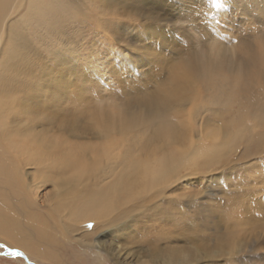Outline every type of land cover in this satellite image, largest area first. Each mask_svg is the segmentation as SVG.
I'll use <instances>...</instances> for the list:
<instances>
[{"label": "rangeland", "instance_id": "obj_1", "mask_svg": "<svg viewBox=\"0 0 264 264\" xmlns=\"http://www.w3.org/2000/svg\"><path fill=\"white\" fill-rule=\"evenodd\" d=\"M2 14L1 129L68 158L21 168L25 213L0 216V252L28 261L0 264H264V0H8ZM160 153L178 162L142 186ZM89 197L110 211L78 207Z\"/></svg>", "mask_w": 264, "mask_h": 264}, {"label": "bare ground", "instance_id": "obj_2", "mask_svg": "<svg viewBox=\"0 0 264 264\" xmlns=\"http://www.w3.org/2000/svg\"><path fill=\"white\" fill-rule=\"evenodd\" d=\"M8 2V0H0V23L2 22V19H3V14H2V10H3V6L6 4ZM221 56V55H220ZM222 57V56H221ZM211 65V64H210ZM209 65V66H210ZM205 66H207V64L205 65ZM196 68V67H195ZM208 69H210L209 67H207ZM198 70V69H197ZM200 70V69H199ZM197 72V71H196ZM200 74V73H199ZM207 78V77H206ZM191 79V78H190ZM189 80V79H188ZM192 81V80H191ZM191 81H189L190 83H191ZM219 81V80H218ZM193 83L194 82H196V81H192ZM212 82H214V81H212ZM225 82V81H224ZM195 84V83H194ZM238 84V83H237ZM193 86V85H192ZM196 98V97H195ZM194 99V98H193ZM192 100V99H191ZM193 101H195V100H193ZM164 106H166V104L164 105ZM190 115V114H189ZM164 120H167V119H165L164 118ZM167 123H168V120H167ZM1 123H0V208H1V211H0V216L1 215H4V217L6 216V209H8L9 207H14V209L15 210H18V211H21L22 213H25V206H24V204H21V205H14L15 203L14 202H12L11 201V199L12 198H14L15 197V195H17L18 193H19V184H20V176H19V172H20V170H21V168L23 167V169H24V166H26V165H30V164H33V163H38V162H43L44 160L45 161H47V162H49V163H55L56 161H58V163H60V164H65V162L67 161V158L68 157H62V155H63V153H64V151H62V149H61V151L63 152V153H61V151L59 152V149H56V150H52L50 147H46V149L44 148V145L43 144H32V140L30 139L27 143H25V144H21L20 143V141L17 139V138H13V137H11L5 130H3V129H1ZM161 126V125H160ZM160 126H159V131H160ZM162 127V126H161ZM156 128V127H155ZM166 128H168L166 131V133H167V135L169 136L168 137V139L170 138V139H172V137H171V134H170V130H169V127H166ZM158 130H157V132H158ZM178 131H180V130H178ZM176 132V133H179V132ZM243 131V130H242ZM156 132V133H157ZM161 132V131H160ZM237 132H239V131H237ZM159 133V132H158ZM173 133V132H172ZM225 133V132H224ZM180 135H181V133H179ZM177 136V134H174V136ZM215 135V134H214ZM3 137V138H2ZM174 138V137H173ZM175 138H178V137H175ZM174 138V139H175ZM169 139V140H170ZM190 139V138H189ZM168 140V141H169ZM176 140H178V139H176ZM175 140V141H176ZM171 141H173V140H171ZM177 142V141H176ZM172 143V142H171ZM182 144H178L179 145V148H180V146H181V149H182V147L184 148V146H182V145H184L183 143H185V142H181ZM190 143V142H189ZM226 143V142H225ZM173 144V143H172ZM227 144V143H226ZM174 145V144H173ZM188 145V144H187ZM198 145H200V144H198ZM198 145H196L197 147H198ZM158 146H160V144L158 145ZM165 146V145H164ZM169 146V145H168ZM175 146V145H174ZM173 146V147H174ZM226 146H228V145H226ZM167 147V146H166ZM176 147V146H175ZM178 147V146H177ZM185 147H186V145H185ZM191 147V146H190ZM229 147H230V145H229ZM172 148V147H171ZM203 148H205V147H203ZM211 148V147H210ZM227 148V147H226ZM163 149V148H162ZM165 149V148H164ZM173 149V148H172ZM175 149V148H174ZM173 149V150H174ZM197 149V148H196ZM201 149V148H200ZM207 149V151H204L205 153L206 152H208V147L206 148ZM212 149V148H211ZM221 149V148H220ZM155 150V149H154ZM176 150H177V148H176ZM176 150H175V152H176ZM213 150V149H212ZM212 150H209V151H212ZM160 151H161V149H160ZM163 151V150H162ZM165 151V150H164ZM162 152V155H163V153H166V152ZM168 151H169V149H168ZM167 151V152H168ZM221 151V150H220ZM45 152H47L46 153V155L45 156H41V155H43ZM155 152V151H154ZM154 152H151V153H154ZM172 152V153H171ZM175 152H173L172 150L171 151H169V153H171L173 156L176 154ZM178 152H180V151H178ZM177 152V153H178ZM195 152V151H194ZM193 151H192V153H194ZM213 152H215V150L214 151H212L210 154H212ZM188 153V152H187ZM203 153V152H202ZM204 153V154H205ZM66 154V153H65ZM150 154V153H149ZM168 154V153H167ZM167 154L165 155V159H164V157L161 155V153H160V155L162 156V157H160V155L158 156V157H160L162 160L159 162V160H157V161H154V159L157 157V154H156V157L153 159V161H152V163H150V164H148L147 165V163L145 164V165H147V166H144L143 167V169L141 170L142 171V178H141V182H142V186H144V182L146 181L147 182V180L148 181H150V182H153V181H157V182H154V183H158V184H160V183H162L161 181H165L164 180V178H162V176H164V175H166L167 174V176H168V173H166V170H168V171H170L169 169L171 168V167H174L176 164V161H177V159L176 158H173V156H170V158L171 159H167L166 158V156H167ZM180 153H178L177 155L180 157V155H179ZM184 154V153H183ZM197 154V153H196ZM215 154H216V152H215ZM79 155V154H78ZM151 155V154H150ZM154 155V154H153ZM152 155V156H153ZM192 155V154H191ZM198 155H201V154H198ZM213 155V154H212ZM76 156V155H75ZM189 156V155H188ZM188 156H186L185 155V158L187 157L188 158ZM194 156V155H193ZM213 156H215V155H213ZM217 156V155H216ZM74 157V156H73ZM78 157V156H77ZM146 158H145V160L147 159V157L149 158V155L147 156H145ZM151 157V156H150ZM181 157H183V155L181 156ZM196 157H198V156H194V158H196ZM205 157V156H204ZM75 158V157H74ZM152 158V157H151ZM160 158H158V159H160ZM192 159H194L193 157H191ZM191 158H188V159H190L191 160ZM199 158V157H198ZM201 159L203 158V155H202V157H200ZM199 158V159H200ZM206 158V157H205ZM204 158V159H205ZM77 159V158H76ZM157 159V158H156ZM208 159V158H207ZM152 160V159H151ZM182 160H184V159H182ZM185 160H187V159H185ZM190 160H187V162H192V161H190ZM195 160V159H194ZM211 160V159H210ZM146 161H148V160H146ZM180 161V160H179ZM195 161H197V160H195ZM80 162V159L78 158V163H77V167H74V166H72V165H70L71 166V168H72V171H80V173L81 174H83V176H84V178L85 177H88V175L90 174V172H91V169L89 168V164H84V166H82L83 164L82 163H79ZM178 162V161H177ZM182 162V161H181ZM72 163V162H71ZM74 163V162H73ZM145 163V162H144ZM155 163V164H154ZM183 163H185V161H183ZM193 163V162H192ZM197 163V162H196ZM74 165V164H73ZM180 165V164H179ZM178 165V166H179ZM186 165V164H185ZM133 166V165H132ZM139 166V165H138ZM189 166V165H188ZM195 166V165H194ZM183 167H186V166H184V164H183ZM70 168V167H69ZM179 168H180V166H179ZM179 168H177V169H179ZM182 168V167H181ZM138 169H140V167L138 168ZM173 169V168H172ZM176 169V168H175ZM190 169H192L191 167H190ZM22 171V170H21ZM176 171V170H175ZM171 172V171H170ZM174 171H172V173H173ZM166 173V174H165ZM180 173V172H179ZM193 173V172H192ZM195 173V172H194ZM169 175H170V173H169ZM176 175V174H175ZM137 176H140V175H138L137 174ZM165 177V176H164ZM170 177V176H169ZM161 178H162V180H161ZM158 180H161L160 181V183H159V181ZM76 182L77 180H76V178H74L73 176H71V177H69L63 184H65V185H67V186H69L68 184H70L71 182ZM138 181H140V180H138ZM140 182V183H141ZM145 182V183H146ZM166 182V181H165ZM148 183V185H149V182H147ZM146 183V184H147ZM141 185V184H140ZM154 185V184H153ZM156 185V184H155ZM146 187H147V185H145ZM144 186V187H145ZM151 186V185H150ZM149 186V187H150ZM153 187V186H152ZM69 188V187H68ZM148 188V187H147ZM104 190H106V188L104 187L103 188ZM107 189H108V187H107ZM100 190V189H99ZM108 190H106V192H107ZM103 193H101V194H104L105 193V191H102ZM96 194V193H95ZM130 194V193H129ZM105 195V194H104ZM110 195V194H109ZM102 196V195H101ZM106 196H108V193H107V195ZM105 196V197H106ZM110 196H114V195H110ZM109 196V197H110ZM91 197H92V195H91ZM116 197V196H115ZM16 198H19L18 196L16 197ZM90 198V197H89ZM114 198V197H113ZM112 198V199H113ZM86 199V198H85ZM98 199H99V197H98ZM106 199V198H105ZM89 200V199H88ZM93 200H96V198H94ZM97 202H99V205H100V201L101 200H96ZM104 201H106L107 202V200H104ZM103 201V202H104ZM108 201H112V200H108ZM116 201V200H115ZM94 201H92V199L90 198V200L89 201H86V202H84V201H80V204H79V206L78 207H84V205H89L90 206V211L91 210H93L92 212H93V215L94 216H96V218H98L99 217V215H101L102 213H104L105 212V210H109V208H110V204H112V202H110V204L108 203V204H105V206H102V205H100L101 207H96L95 205H94V203H93ZM102 202V203H103ZM114 202V201H113ZM97 205V204H96ZM113 206H114V204H113ZM113 206H112V208H113ZM10 209V208H9ZM13 209V208H12ZM13 209V210H14ZM83 211H84V214H83ZM110 211V210H109ZM109 211H106L107 213L109 212ZM92 212H89V210L87 211L86 209H82L81 211H80V214L82 215V216H87V215H89V214H92ZM106 214V213H105ZM104 214V215H105ZM88 217V216H87ZM16 223V222H15ZM13 225V224H12ZM11 225V226H12ZM10 226V225H9ZM13 227V226H12ZM16 227V226H15ZM14 228V227H13ZM17 229V228H16ZM18 233V232H17ZM14 235V234H13ZM15 236V235H14ZM24 236V235H23ZM21 237V236H20ZM23 240V239H22ZM24 242V241H23ZM8 250V254L7 255H9L10 253V251L11 250H15V249H7ZM16 251H19V250H16ZM20 253H22L21 251H19ZM9 256H12V254H10ZM22 256H24L23 255V253H22Z\"/></svg>", "mask_w": 264, "mask_h": 264}, {"label": "snow or ice", "instance_id": "obj_3", "mask_svg": "<svg viewBox=\"0 0 264 264\" xmlns=\"http://www.w3.org/2000/svg\"><path fill=\"white\" fill-rule=\"evenodd\" d=\"M87 227H88V228H93L94 225H93V224H88ZM10 254H12V255H16V256H20V255H22V253H20V252H18V251H15V250H13Z\"/></svg>", "mask_w": 264, "mask_h": 264}, {"label": "water", "instance_id": "obj_4", "mask_svg": "<svg viewBox=\"0 0 264 264\" xmlns=\"http://www.w3.org/2000/svg\"><path fill=\"white\" fill-rule=\"evenodd\" d=\"M13 250H11L9 253H11ZM16 251V250H15ZM19 252V251H18ZM8 254V250H5V251H1L0 252V255H7ZM10 255V254H9ZM22 256V255H21ZM22 257H24V256H22ZM24 259L26 260V261H28L25 257H24Z\"/></svg>", "mask_w": 264, "mask_h": 264}]
</instances>
